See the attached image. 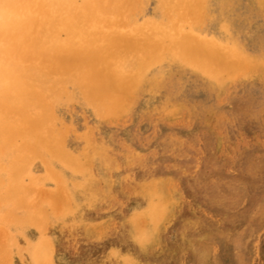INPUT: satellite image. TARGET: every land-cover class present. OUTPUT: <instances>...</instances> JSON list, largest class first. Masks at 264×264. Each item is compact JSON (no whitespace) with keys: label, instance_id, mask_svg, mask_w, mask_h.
Returning a JSON list of instances; mask_svg holds the SVG:
<instances>
[{"label":"rangeland","instance_id":"rangeland-1","mask_svg":"<svg viewBox=\"0 0 264 264\" xmlns=\"http://www.w3.org/2000/svg\"><path fill=\"white\" fill-rule=\"evenodd\" d=\"M193 1L196 0H191V3L190 0L122 1L123 4L125 3L123 9L126 14L124 13V15L112 16L113 18H110L111 20L109 21L111 24L109 26V32H106L107 34L105 33L106 36L98 32V35L104 36V39L100 37L98 40V37L96 38V36H98L97 33H94V42L96 41L95 39H97V44L105 46L103 50L107 52V56L101 49L94 48V52L96 53L97 51L99 56L103 54V58L110 56V58L108 57L109 61L107 63H98L94 60V62H96L94 63V65L96 64L94 66L96 69H93V66L91 67V61L89 62V64H91L90 66L89 64H87L88 66L85 65V63L78 65L80 67L78 71L86 70L85 68L81 69L82 65L89 69L86 70V72L87 74L88 72L91 74L90 76L92 78L90 77V79H92V82L91 80L87 82L86 79L82 78L83 75L81 77L79 72L76 73L75 68L77 65H75L72 70L66 65L67 67H65L68 69L64 70V67H60L62 66L61 64L58 68L60 67L62 70L60 69L58 71L59 74L63 76L59 74L55 76H59V80L57 78L47 79L45 83L47 90L43 92V97H39L43 101L36 115L38 119L35 126L38 125L36 129L33 128L32 130L34 125L27 121L26 131L23 133V136L14 138V141H17L16 146L19 147L15 146V155L12 160H10L13 162L12 169H10L12 179L9 178L8 184L10 189L3 191L2 188L0 190V264H264V78H262V76L264 77V0H228V3L227 0H209V2L208 0H199L198 3H200V6H198L199 4H197V2ZM126 2H128V4ZM182 4L183 6H180ZM205 5L206 8L203 10L202 7H205ZM223 5H225L227 9L225 6V8H222ZM140 6L141 8H139ZM196 6L200 7L199 9L201 10L196 11L198 10ZM229 6L231 7L229 8ZM187 9L192 13L186 11ZM219 10H221L220 13ZM231 10L236 13L233 11L231 12ZM195 11L198 16L196 14L192 15V21L191 14L195 13ZM201 11H204L205 14L203 12V15ZM198 12H201L203 17H199L200 14ZM206 12H208V14ZM187 15H190V17ZM186 16L188 18H186ZM204 16L208 17L206 18ZM235 16L237 19L239 17L241 18L237 21V19L234 18ZM199 18H202V20ZM250 18H252V20ZM227 20L228 23H226ZM122 21L124 24H127L122 25ZM196 21L200 22L198 23ZM248 24L249 26H247ZM197 26H199V28H197ZM236 26L238 28H236ZM245 27L247 29H245ZM195 33L200 34L204 42H195V35H193ZM113 35L117 38H115V36L112 37ZM120 36H122L121 38H131L129 42L125 38L128 45L125 44V41L123 42L124 39L120 41ZM61 37L64 38V34H62ZM106 37L110 39V41L105 39ZM135 38L139 40H134ZM131 40L135 43L134 45ZM250 40L252 42L255 41L253 42L254 44ZM116 41L121 42V45L119 43L120 47H118V49L115 48L118 46V42ZM190 41L195 43V45L198 43L203 44L195 46ZM207 41L208 43H206ZM212 41L221 42L222 47L225 49L219 50L215 48L213 44L210 43ZM113 42L115 47L112 46ZM249 43L252 45L250 46ZM149 44L151 46L148 47ZM126 45L131 48L134 46L135 50L126 48ZM204 45H206V47ZM185 48L186 50H184ZM192 48L196 52H193ZM206 48L210 50L213 48V53L208 55L207 53L210 52ZM189 49L190 51L192 50L190 53L192 54L191 56L194 55V57L190 58V53H185L189 51ZM205 49L206 52H204ZM217 50H219L218 53ZM221 51L223 54L226 51V56L219 53ZM231 51L232 53H230ZM202 52L206 53V57L210 56L213 62L215 58L219 62L220 59H222V62H220L221 64L218 62L220 65L216 64L217 66L215 65V68L214 65H210V67L208 62L202 59V57H205V54ZM97 54L94 55V59H96ZM197 54L201 56L197 57L199 56ZM90 56H92V54ZM192 58H194V60ZM261 58H263V60H261ZM230 60H232V64L230 63L231 66L229 65L230 67H228L227 64ZM242 61H245V64ZM241 62L242 65H240ZM100 64H102V66H100ZM202 64H204V66H200ZM256 64L258 65L255 66ZM235 65L239 66L236 67ZM206 66L207 68H205ZM218 66L221 68L220 71L218 70ZM234 67L237 69H234ZM259 67H262L263 70H261V68L259 69ZM97 68L98 70H102H99L102 74L104 72L103 76H99L101 74L97 72ZM239 68H241V70ZM108 69L109 71H107ZM175 69L178 71L182 70L180 72L181 74H179L178 71L176 73ZM208 70H210V74L214 76H210ZM214 70H217L216 76ZM225 70L229 71V73L233 70L234 76L231 77L232 75L230 76ZM106 72L108 74H106ZM110 73L113 74V77ZM190 73H192V75ZM208 75L210 77H208ZM177 76L178 78L180 76L182 77H180L179 80ZM220 76L221 78H219ZM120 77L121 79H119ZM114 78L117 79V82L112 80ZM258 78L260 80H258ZM61 79L62 81H60ZM105 79H108L107 82L104 81ZM124 79H126V81ZM217 79L219 82H217ZM170 80L172 82H169ZM204 80H206L209 85L206 86ZM208 80L210 83H208ZM220 81L221 84H219ZM86 82L87 85L85 84L84 86ZM108 82H111L110 84L113 83L112 85L114 86L110 87L112 85ZM179 82L182 85H180ZM80 83L82 86H80ZM167 83L171 84L168 85ZM253 84L256 86H253ZM153 85L157 86L154 87ZM79 86L81 88H79ZM125 86L126 89H123ZM139 86L143 88H139ZM149 86H151L152 89ZM60 88L61 90H59ZM95 88L100 92L98 93V91L92 90ZM135 88L138 90H135ZM153 88H158V90ZM236 88L237 91H235ZM115 90L116 93L118 90L121 92L124 90L126 96L124 93L118 92L119 98L112 97L116 95ZM226 90L227 92L225 93ZM89 91L92 93L94 91L95 94ZM104 91L106 94L105 96H103ZM139 91H141V96H139ZM209 91L211 93H209ZM128 92L131 98L130 95L128 96ZM100 93L105 100H102L103 98H98L97 95ZM122 95L124 99L120 97ZM133 95L137 97L135 100L132 98ZM167 95L169 97L172 95L170 97L171 100ZM96 98H98V100ZM113 99H116V102L118 99L121 104L117 102V106ZM136 99L138 101H136ZM122 100H127L128 102L125 101L124 103ZM130 100L137 104L129 102ZM224 102L226 103L225 105ZM92 103L94 105H92ZM218 103L222 107H220ZM111 104H114L113 107ZM122 104L124 106L127 104V106L124 107L125 109ZM119 106L121 108H119ZM170 106L173 107L170 108ZM166 107L168 108L165 109ZM73 108H75V110ZM61 110L64 111V115ZM233 110L236 113L233 112ZM256 110L260 112L259 116L257 115L259 112ZM158 112L160 113V117ZM166 112L168 113L165 114ZM253 112L255 114H253ZM70 113L71 115H69ZM119 113H122V115ZM145 119H149L148 122ZM151 122L152 124L155 123L154 125L157 127L155 128ZM30 123L31 128L30 125H28ZM89 124L92 126L90 125V127ZM57 129H59V131H57ZM93 129L94 131H92ZM27 130H29V132ZM225 131L228 132V134ZM45 132L49 136H47ZM144 133L145 135L143 136ZM88 135H90L89 140L87 138ZM158 137L161 142L157 141ZM38 141L41 142L38 144ZM48 149L50 152H48ZM42 151H44V154ZM94 151L97 152L94 153ZM126 151L128 153H126ZM111 152L115 155H112ZM146 154L147 157L145 156ZM148 154L150 156H148ZM153 154L155 157H152ZM166 155L167 157L165 158ZM110 156H112V160ZM39 157L40 159L42 158L44 162L40 160ZM54 157L58 158L55 159ZM193 157L195 160H193ZM19 158L21 159L17 161ZM113 158H115V161H113ZM180 159L182 161H180ZM133 160L136 161L134 162ZM0 161L2 162L1 159ZM136 162L137 164H135ZM71 163H73L72 166ZM127 163L132 166H129ZM144 164H146V166ZM118 166H121L120 169H117L119 168ZM229 171H231V173H229ZM151 172H153V174ZM151 179L153 180L151 181ZM169 180L171 181L170 184ZM3 182L5 183V180H3ZM148 184L149 186H146ZM162 184L164 186H162ZM59 186L60 190L58 189ZM143 186L147 188L144 189ZM141 188L143 191L139 190ZM166 188H168L167 190L170 189V193L166 191ZM44 190L47 194L45 193L43 195ZM98 192L99 194H97ZM109 193H111V195ZM108 198L109 201L107 200ZM55 199L57 201H54ZM168 201L170 202L168 203ZM119 202L122 203L120 204ZM101 206L102 208H100ZM166 214L168 216H166ZM147 219L148 221H146ZM141 220L142 223L138 224ZM92 224L93 226L97 224L95 226L96 228H94ZM135 224L136 226L134 227ZM100 227L102 229H100ZM66 229L67 232L69 231V234L66 232ZM180 233L183 235H180ZM76 234L79 237H77ZM94 234L99 237H96ZM69 235L72 237H69ZM86 235H88L87 238ZM193 236L197 240H195ZM46 244H48V246ZM107 254L110 256H107Z\"/></svg>","mask_w":264,"mask_h":264},{"label":"bare ground","instance_id":"bare-ground-1","mask_svg":"<svg viewBox=\"0 0 264 264\" xmlns=\"http://www.w3.org/2000/svg\"><path fill=\"white\" fill-rule=\"evenodd\" d=\"M124 2V0H0V159L2 160V162H3V164H2V162L0 161V190L3 188V191H6V190H8V189H10L9 188V178H11L12 179V176H11V172H10V169H12V161H10V160H12V158L14 157V155H15V152H16V150H15V148L16 147H19V146H16V142L17 141H14V138L15 137H18V138H20L19 136H23V133L26 131V123H27V121H29V122H31L34 126L32 127V130H33V128L34 129H36V126L38 125H36L35 126V124H36V122H37V113H38V110H39V108L42 106V99L41 98H39V97H41L42 95H43V92H46V90H47V87H46V85H45V83H46V81H47V79H51V78H59L60 79V77L58 76V77H55V76H57L58 74H59V71L58 70H60L61 68L60 67H64L65 69L64 70H66V69H68V68H66L67 66L72 70V68L74 69V67H75V65H81V63H85V65H87V64H89V62L92 64H89V66L91 65V67L93 66V69L95 68L94 66L96 65H94V63H96V62H98V63H107L108 61H109V59H108V57L110 58V56H108L107 58H103L102 57V55L101 56H99V54H97V51H96V49H95V51H96V53L94 52V48H97V49H101V50H103V49H105V46L104 45H102V44H97V42L96 41H98L99 40V38L101 37V38H103L104 36H106L105 35V33L106 32H109L108 30H109V26H110V21L109 20H111L110 18L112 17V16H121V15H124V13H125V10L123 9V7H125V3L123 4V2ZM136 1V0H135ZM138 1H140V0H138ZM147 1V0H146ZM203 1V0H202ZM205 1V0H204ZM207 1V0H206ZM249 1V0H248ZM254 1V0H253ZM142 2V1H141ZM140 2V3H141ZM193 2H197V4H199L198 6H200V3H198L199 2V0H196V1H193ZM208 2H209V0H208ZM226 2V1H225ZM127 4H128V2H126ZM182 3V2H181ZM190 3H191V0H190ZM204 3V2H203ZM223 3V2H222ZM227 3H228V0H227ZM237 3V2H236ZM236 3H234V4H236ZM240 3V2H239ZM130 4V3H129ZM138 4H139V2H138ZM186 4V3H185ZM196 4V3H195ZM230 4V3H229ZM233 4V3H232ZM246 4V3H245ZM252 4H253V2H252ZM122 5H124V6H122ZM142 5H143V3H142ZM127 6H129V5H127ZM137 6H139V5H137ZM180 6H183V4L182 5H180ZM188 6H190V5H188ZM192 6V5H191ZM225 5H223V7L222 8H225L224 7ZM249 6H251V5H249ZM261 6V5H260ZM193 7V6H192ZM197 7V6H196ZM195 7V8H196ZM231 6H229V8H230ZM232 7H234V6H232ZM239 7V6H238ZM259 7V6H258ZM138 8V7H137ZM139 8H141V6L139 7ZM184 8V7H183ZM182 8V9H183ZM200 7H197L196 9H198V10H196V11H200L201 9H199ZM203 8V10H205V8H206V5H205V7H202ZM207 8H209V7H207ZM252 8H254V7H252ZM169 9V8H168ZM226 9H227V7H226ZM131 10H132V8H131ZM135 10V9H134ZM177 10H178V8H177ZM184 10V9H183ZM189 9H187L186 11H188ZM209 10V9H208ZM196 11H195V13H193V14H191V16L192 15H195L196 14ZM220 11L221 10H219V13H220ZM233 10H231V12H232ZM250 11H251V9H250ZM136 12V11H135ZM184 12V11H183ZM188 12H191V11H188ZM202 12V11H201ZM201 12L199 13L200 14V16L199 17H203L202 15H201ZM204 12V11H203ZM203 12H202V14H203ZM227 12H228V10H227ZM230 12V13H231ZM234 13H236L235 11H233ZM253 12H254V10H253ZM132 13V12H131ZM137 13H139V12H137ZM177 13H178V11H177ZM185 13V12H184ZM192 13V12H191ZM207 14H208V12H206ZM217 13V12H216ZM249 13H251V12H249ZM255 13V12H254ZM126 14V13H125ZM133 14V13H132ZM152 14V13H151ZM155 14H156V12H155ZM159 14V13H158ZM204 14H205V12H204ZM203 14V15H204ZM206 14V15H207ZM227 14V13H226ZM127 15H129V14H127ZM135 15V14H134ZM153 15V14H152ZM171 15V14H170ZM178 15H180V14H178ZM197 16H198V14H196ZM216 15V14H215ZM237 15H238V12H237ZM246 15V14H245ZM139 16V15H138ZM150 16V15H149ZM156 16V15H155ZM165 16V15H164ZM168 16V15H167ZM187 16H189L190 17V15H187ZM186 16V18H188ZM210 16V15H209ZM219 16V15H218ZM234 16V15H233ZM261 16V15H260ZM183 17V16H182ZM204 17H206V16H204ZM208 17V16H207ZM206 17V18H207ZM215 17V16H214ZM246 17V16H245ZM244 17V18H245ZM262 17V16H261ZM113 18V17H112ZM115 18V17H114ZM117 18V17H116ZM180 18V17H179ZM178 18V19H179ZM185 18V17H184ZM184 18H182V19H184ZM192 18V21H193V16L191 17ZM210 18V17H209ZM232 18V17H231ZM230 18V19H231ZM234 18H236V16L234 17ZM239 18H241V17H239ZM238 18V19H239ZM131 19H133V18H131ZM200 20H202V18H199ZM205 19V18H204ZM203 19V20H204ZM237 19V18H236ZM238 19H237V21H238ZM245 19H247V18H245ZM251 20H252V18H250ZM115 20V19H114ZM119 20H121V19H119ZM118 20V21H119ZM184 20H186V19H184ZM195 20H196V18H195ZM171 21V20H170ZM235 21V20H234ZM125 22V21H124ZM186 22V21H185ZM190 22V21H189ZM195 22V21H194ZM193 22V23H194ZM196 22H198V21H196ZM200 22V21H199ZM198 22V23H199ZM202 22H204V21H202ZM216 22V21H215ZM214 22V23H215ZM230 22H231V20H230ZM242 22V21H241ZM240 22V23H241ZM256 22V21H255ZM122 23H123V21H122ZM187 23H188V21H187ZM226 23H228V20H227V22ZM237 23V22H236ZM247 23H248V21H247ZM257 23V22H256ZM261 23V22H260ZM259 23V24H260ZM112 24H113V22H112ZM125 24H127V23H125ZM124 23L122 24V25H125ZM165 24V23H164ZM204 24V23H203ZM235 24V23H234ZM239 24V23H238ZM243 24V23H242ZM242 24H241V27H242ZM172 25V24H171ZM178 25V24H177ZM201 25V24H200ZM173 26H174V24H173ZM194 26V25H193ZM233 26V25H232ZM238 26H240V25H238ZM247 26H249V24L247 25ZM255 26V25H254ZM251 27V26H250ZM263 27V26H262ZM112 28V27H111ZM121 28V27H120ZM176 28V27H175ZM197 28H199V26H197ZM220 28V27H219ZM235 28V27H234ZM236 28H238L237 26H236ZM114 29V28H113ZM193 29V28H192ZM245 29H247L246 27H245ZM256 29V28H255ZM258 29H259V27H258ZM257 29V30H258ZM112 30V29H111ZM110 30V31H111ZM132 30H133V28H132ZM195 30V29H194ZM207 30V29H206ZM218 30H220V29H218ZM235 30H237V29H235ZM252 30V29H251ZM115 31V30H114ZM256 31V30H255ZM254 31V32H255ZM98 32H100V33H102L104 36L102 37V35H98ZM128 32V31H127ZM181 32V31H180ZM249 32V31H248ZM258 32V31H257ZM260 32V31H259ZM94 33H97V35L98 36H96V38L98 37V40L97 39H95L96 41V43L94 42ZM111 33H113V32H111ZM163 33H165V32H163ZM262 33V32H261ZM264 33V32H263ZM62 34H64V38H62L61 37V35ZM107 34V33H106ZM169 34V33H168ZM110 35H112V34H110ZM109 35V36H110ZM118 35V34H117ZM125 35V34H124ZM193 35H195L194 37H195V42L196 41H199V42H204V39H203V37L200 35V34H198V33H195V34H193ZM115 35H113L112 37H114ZM123 36V35H122ZM122 36H120L119 38L121 39H119L120 41H122V39H124L123 40V42L125 41V38H121ZM126 36V35H125ZM128 36V35H127ZM187 36V35H186ZM193 37V36H192ZM193 37V38H194ZM260 37V36H259ZM262 37V36H261ZM115 38H117L116 36H115ZM114 38V39H115ZM180 38H181V36H180ZM189 38V37H188ZM191 38V37H190ZM104 39V38H103ZM105 39H107V40H109L110 41V39H108L107 37L105 38ZM127 39V41L129 42V40L131 39H129V38H126ZM229 39V38H228ZM262 39V38H261ZM117 40V39H116ZM134 40H139V39H137V38H135ZM192 40V39H191ZM193 40V41H194ZM231 40V39H230ZM247 40V39H246ZM258 40V39H257ZM105 41V40H104ZM103 41V42H104ZM109 41H107V42H109ZM127 41H125V44H127L128 45V42ZM132 41V40H131ZM251 41V40H250ZM116 42H118V41H116ZM122 42V43H123ZM133 42V41H132ZM132 42H130V43H132ZM176 42V41H175ZM189 42V41H188ZM191 42V41H190ZM252 42V41H251ZM253 42H255V41H253ZM252 42V43H253ZM119 43H120V45H121V42H118V46H116L115 47V44H114V42H113V44H112V46H114L116 49H118V47H120V45H119ZM191 43H193V42H191ZM206 43H208V41L206 42ZM210 43H212L213 44V46L215 47V48H217V49H219V50H223V49H225L224 47H222V43L221 42H219V41H212V42H210ZM259 43V42H258ZM94 44H96V45H94ZM104 44H105V42H104ZM107 44V43H106ZM133 45L135 44L134 42L132 43ZM139 44V43H138ZM184 44H185V42H184ZM194 45H195V43H193ZM199 44V43H198ZM198 44L197 45H195V46H198ZM203 44V43H202ZM201 43L199 44V45H202ZM205 44V43H204ZM244 44V43H243ZM246 44V43H245ZM244 44V45H245ZM250 44V43H249ZM254 44V43H253ZM126 45V46H127ZM142 45V44H141ZM180 45H183V44H180ZM179 45V46H180ZM247 45V44H246ZM252 44H250V46H251ZM256 45V44H255ZM110 46V45H109ZM108 46V47H109ZM112 46H111V48H112ZM147 46V45H146ZM149 46H151L150 44L148 45V47ZM153 46V45H152ZM205 47H206V45H204ZM106 47H107V45H106ZM122 47H123V45H122ZM189 47H190V49H191V46L189 45ZM247 47V46H246ZM262 47V46H261ZM261 47H259V48H261ZM111 48H110V50H111ZM126 48H129V49H134L135 47L133 46V48H131V47H126ZM137 48H138V45H137ZM180 48V47H179ZM184 48V47H183ZM182 48V49H183ZM201 48H203V47H201ZM237 48V47H236ZM248 48V47H247ZM258 48V47H257ZM107 49V48H106ZM140 49V48H139ZM188 49V48H187ZM190 49H189V51H187V52H185V51H183V52H185V53H190L191 51H190ZM193 49V48H192ZM210 53H207L208 55L209 54H212L213 52H212V49L210 50V49H208V48H206ZM206 49H205V51L204 52H206ZM231 49V48H230ZM101 50H100V53H101ZM135 50V49H134ZM142 50V49H141ZM156 50V49H155ZM184 50H186V48L184 49ZM200 50V49H199ZM219 50H217V53H218V51ZM229 50V49H228ZM99 51V50H98ZM104 51V50H103ZM107 51V50H106ZM109 51V50H108ZM180 51H182V50H180ZM105 52V51H104ZM104 52H102V53H104ZM111 52H112V50H111ZM110 52V53H111ZM116 52V51H115ZM128 52V51H127ZM182 52V53H183ZM193 52H196V51H194V49H193ZM201 52V51H200ZM199 52V53H200ZM204 52H202L203 54H205V57L203 58L202 57V59L204 60L205 59V61H207L208 62V64H209V66L210 65H214V68H215V65L216 64H218V65H220L221 63L220 62H222V59H220V62L219 61H217L216 60V58H215V61L213 62V59H211V57L209 56H207L206 57V53H204ZM239 52V51H238ZM257 52H258V50H257ZM261 52H263V51H261ZM106 53V56H107V52H105ZM128 53H130V52H128ZM142 53V52H141ZM181 53V54H182ZM219 53H222V51L221 52H219ZM225 53L227 54V52L225 51ZM225 53L223 54L222 53V55H225ZM230 53H232V51L230 52ZM247 53V52H246ZM259 53V52H258ZM92 54V56H90ZM95 54H97V57H96V59H94V55ZM143 54V53H142ZM155 54V53H154ZM180 54V55H181ZM260 54V53H259ZM108 55H111V54H108ZM184 55H186V54H184ZM192 54L190 53L189 54V56H190V58L191 57H194V55L193 56H191ZM197 55H199V54H197ZM196 55V56H197ZM229 55V54H228ZM227 55V56H228ZM249 55V54H248ZM201 55H199V56H197V57H200ZM204 56V55H203ZM226 56V55H225ZM133 57V56H132ZM185 57H187V56H185ZM185 57H183L184 59H186ZM218 57V56H217ZM179 58V57H178ZM221 58V57H220ZM237 58V57H236ZM255 58V57H254ZM180 59V58H179ZM193 60H194V58H192ZM230 59V58H229ZM94 60L96 61V62H94ZM112 60V59H111ZM114 60V59H113ZM198 60V59H197ZM226 60V59H225ZM237 60H238V58H237ZM244 60V59H243ZM254 60V59H253ZM261 60H263V58H261ZM261 60H260V62H261ZM195 61H196V59H195ZM198 61H200V60H198ZM202 61V60H201ZM231 61V62H230ZM229 62H228V64H227V66L228 67H230L231 65H230V63L232 64V60H230ZM234 61V60H233ZM239 61V60H238ZM237 61V62H238ZM246 61V60H245ZM245 61H242V62H244V64H245ZM251 61V60H250ZM256 61V60H255ZM259 61V60H258ZM125 62V61H124ZM217 62V63H216ZM220 64H219V63ZM240 62V61H239ZM238 62V63H239ZM242 62L240 63V65H242ZM248 63V62H247ZM251 63V62H250ZM259 63V62H258ZM62 64V66H60L59 68H58V66L59 65H61ZM130 64V63H129ZM129 64H128V66H129ZM236 64V63H235ZM251 64H253V63H251ZM67 65V66H66ZM99 65V64H98ZM97 65V66H98ZM106 65V64H105ZM109 65H110V63H109ZM108 65V66H109ZM136 65V64H135ZM206 65H207V63H206ZM230 65V66H229ZM237 65V64H236ZM235 65V66H236ZM247 65V64H246ZM258 64H256L255 66H257ZM66 66V67H65ZM76 66V73L77 72H79V75L82 77V75H83V77L82 78H84V79H86L87 80V82H88V80H91V82H92V79H90V75L91 74H89V72H88V74H87V72H86V70H89V69H87L84 65H82L81 66V69L83 68H85L86 70H80V71H78L79 70V66L77 67ZM88 66V65H87ZM100 66H102V64H100ZM191 66H193V65H191ZM190 66V67H191ZM200 66H204V64H202V65H200ZM217 66V65H216ZM226 66V67H227ZM239 66V65H238ZM238 66H236V67H238ZM245 66V65H244ZM251 66H253V65H251ZM104 67V66H103ZM211 67V66H210ZM223 67H225V66H223ZM233 67V66H232ZM241 67V66H240ZM249 67V66H248ZM78 68V69H77ZM106 68H107V65H106ZM205 68H207V66L205 67ZM204 68V69H205ZM209 68V67H208ZM213 68V69H214ZM261 68V70H263V68L262 67H259V69ZM96 69V68H95ZM111 69V68H110ZM220 67L218 66V70L220 71ZM228 69V68H227ZM230 69V68H229ZM234 69H237V68H235L234 67ZM240 70H241V68H239ZM238 69V71L240 72V70ZM252 69V68H251ZM257 69V68H256ZM62 70V69H61ZM92 70V69H91ZM97 70H98V68H97ZM96 70V71H97ZM100 70V69H99ZM99 70L97 71L99 74H101V75H99V76H103V74H104V72H103V74H102V72H99ZM106 70V69H105ZM176 70V69H175ZM197 70V69H196ZM245 70V69H244ZM255 70V69H254ZM261 70H259V71H261ZM83 71H84V73H83ZM94 71V70H93ZM100 71H102V70H100ZM104 71V70H103ZM107 71H109V69L107 70ZM113 71V70H112ZM112 71H110V72H112ZM115 71V70H114ZM177 71L178 70H176V73H177ZM182 70H180V71H178V73L179 74H181L180 72H181ZM209 71V75L210 76H214V75H211L210 74V70H208ZM207 71V72H208ZM211 71H212V69H211ZM216 71L217 70H214V72H215V76H216ZM218 71V72H219ZM226 71V70H225ZM224 71V72H225ZM237 71V72H238ZM246 71V70H245ZM69 72H71V71H69ZM68 72V73H69ZM97 72H96V74H97ZM184 72V71H183ZM199 72V71H198ZM226 72H228V74L231 76V77H233L234 75V73H233V70H232V74L231 73H229V71H226ZM115 73V72H114ZM196 73V72H195ZM212 73V72H211ZM222 73V72H221ZM252 73V72H251ZM257 73H258V71H257ZM67 74V73H66ZM106 74H108L107 72H106ZM111 74V73H110ZM118 74V73H117ZM191 75H192V73H190ZM197 74V73H196ZM212 74H214V73H212ZM225 74V73H224ZM228 74H226V75H228ZM255 74V73H254ZM60 75V74H59ZM74 75H76V74H74ZM89 75V76H88ZM93 75V74H92ZM112 75V77H113V74H111ZM171 75V74H170ZM199 75V74H198ZM208 75V77H210ZM219 75V74H218ZM217 75V76H218ZM228 75V76H229ZM236 75V74H235ZM247 75V74H246ZM260 75V74H259ZM258 75V76H259ZM60 76H63V75H60ZM95 76V75H94ZM204 76V75H203ZM248 76V75H247ZM254 76V75H253ZM256 76V75H255ZM80 77V78H81ZM123 77V76H122ZM135 77V76H134ZM180 77H182V76H180ZM179 77V78H180ZM207 77V78H208ZM257 77V76H256ZM261 77V76H260ZM92 78V77H91ZM109 78H111V77H109ZM116 78V77H115ZM112 79V80H114V81H116L117 79ZM128 78H129V76H128ZM169 78H171V77H169ZM177 78H178V76H177ZM178 78V79H179ZM188 78V77H187ZM202 78V77H201ZM204 78V77H203ZM207 78H205V79H207ZM212 78V77H211ZM219 78H221V76L219 77ZM230 78V77H229ZM244 78V77H243ZM253 78V77H252ZM262 78H264L263 76H262ZM261 78V79H262ZM56 79V80H57ZM58 79V80H59ZM98 79V78H97ZM119 79H121V77L119 78ZM192 79V78H191ZM194 79H197V78H194ZM209 79V78H208ZM231 79H233V78H231ZM241 79V78H240ZM100 80V79H99ZM101 80H103V79H101ZM108 80V79H107ZM107 80L105 79L104 81H106L107 82ZM125 81H126V79H124ZM123 80V81H124ZM155 80V79H154ZM177 80V79H176ZM180 80V79H179ZM201 80V79H200ZM211 80H213V79H211ZM222 80H223V78H222ZM239 80V79H238ZM258 80H260L259 78H258ZM60 81H62V79L60 80ZM97 81V80H96ZM113 81V83L115 84V82ZM124 81V82H125ZM185 81V80H184ZM191 81V80H190ZM194 81V80H193ZM192 81V82H193ZM205 82H206V80H204ZM203 81V82H204ZM209 81V80H208ZM237 81V80H236ZM64 82V81H63ZM87 82L86 83H84V86H85V84L87 85ZM90 82V81H89ZM90 82V83H91ZM99 82V81H98ZM117 82V81H116ZM119 82V81H118ZM167 82V81H166ZM169 82H172L171 80L169 81ZM186 82V81H185ZM184 82V83H185ZM212 82V81H211ZM217 82H219V80L217 79ZM241 82H242V80H241ZM255 82V81H254ZM257 82V81H256ZM105 83V82H104ZM109 83V82H108ZM111 83V82H110ZM109 83V84H110ZM112 83V84H113ZM120 83V82H119ZM118 83V84H119ZM122 83V82H121ZM129 83H130V81H129ZM154 83V82H153ZM202 83V82H201ZM208 83H210V81L208 82ZM223 83V82H222ZM224 83H226V82H224ZM253 83V82H252ZM92 84H94V83H92ZM102 84H103V81H102ZM102 84H101V87H102ZM108 84V85H109ZM112 84H110V85H112ZM127 84V83H126ZM140 84V83H139ZM168 84V83H167ZM169 84H171V83H169ZM168 84V85H169ZM179 84H180V82H179ZM199 84H200V82H199ZM203 84H205V83H203ZM219 84H221V81H220V83ZM91 85V84H90ZM106 85H107V83H106ZM124 85V84H123ZM180 85H182V84H180ZM207 85H209V84H207V82H206V86ZM232 85V84H231ZM237 85V84H236ZM255 84H253V86H254ZM80 86H82L81 85V83H80ZM79 86V88H81ZM92 86V85H91ZM90 86V87H91ZM94 86H96V85H94ZM93 86V87H94ZM100 86V85H99ZM105 86V85H104ZM114 85H112V86H110V87H113ZM120 86V85H119ZM152 86V85H151ZM151 86H149L150 88H151ZM154 87H156L155 85H153ZM201 86V85H200ZM205 86V87H206ZM210 86H211V84H210ZM225 86H226V84H225ZM243 86V85H242ZM249 86H250V84H249ZM252 86V85H251ZM256 86V85H255ZM88 87V86H87ZM116 87V86H115ZM114 87V88H115ZM172 87V86H171ZM198 87V86H197ZM215 87H216V84H215ZM214 87V88H215ZM240 87V86H239ZM246 87V86H245ZM50 88V87H49ZM59 88V87H58ZM72 88H73V86H72ZM77 88V87H76ZM75 88V89H76ZM85 88V87H84ZM103 88V87H102ZM118 88V87H117ZM122 88V87H121ZM139 88H143V87H140L139 86ZM212 88V87H211ZM222 88V87H221ZM234 88V87H233ZM249 88V87H248ZM247 88V89H248ZM63 89V88H62ZM101 89V88H100ZM105 89V88H104ZM119 89V88H118ZM123 89H126V86L123 88ZM152 89V88H151ZM150 89V90H151ZM153 89H156V88H153ZM204 89V88H203ZM207 89V88H206ZM243 89V88H242ZM241 89V90H242ZM59 90H61V88L59 89ZM92 90H96V91H98V93L100 92L99 90H97L96 88L95 89H92ZM91 90V91H92ZM103 90V89H102ZM111 90V89H110ZM117 90V89H116ZM116 90H115V93H116ZM135 90H138V89H136L135 88ZM139 90H141V89H139ZM156 90H158V88L156 89ZM170 90V89H169ZM189 90V89H188ZM212 90V89H211ZM210 90V91H211ZM214 90V89H213ZM219 90V89H218ZM217 90V91H218ZM233 90V89H232ZM249 90V89H248ZM248 90H247V92H248ZM112 91V90H111ZM128 91H130V90H128ZM161 91V90H160ZM194 91V90H193ZM207 91V90H206ZM209 91V93H211ZM235 91H237V88H236V90ZM264 91V90H263ZM80 92V91H79ZM90 92V91H89ZM118 92H120V93H126V92H124V90L121 92L120 90H118ZM117 92V93H118ZM132 92V91H131ZM140 92L141 91H139V96H141L140 95ZM167 92V91H166ZM165 92V93H166ZM227 92V90L225 91V93ZM228 92H229V90H228ZM77 93V92H76ZM83 93V92H82ZM90 93H92V92H90ZM106 93H107V91H106ZM114 93V94H115ZM117 93H116V95H117ZM129 93V92H128ZM136 93V92H135ZM159 93V92H158ZM164 93V92H163ZM208 93V94H209ZM216 93H218V92H216ZM215 93V94H216ZM224 93V92H223ZM250 93V92H249ZM92 94H95V92L93 91V93ZM137 94V93H136ZM135 94V95H136ZM168 94H169V92H168ZM172 94H174V93H172ZM184 94V93H183ZM213 94H214V92H213ZM237 94V93H236ZM242 94H243V92H242ZM242 94H241V97H242ZM83 95V94H82ZM106 94H105V91H104V93H103V96H105ZM108 95V94H107ZM112 96V97H116V98H119V93H118V95L117 96ZM130 95V93L128 94V96ZM156 95V94H155ZM176 95V94H175ZM254 95V94H253ZM88 96H90V95H88ZM87 96V97H88ZM93 96V95H92ZM98 96V98H103V96L101 95V93L100 94H98L97 95ZM101 96V97H100ZM125 96H126V94H125ZM124 96V97H125ZM127 96V97H128ZM163 96V95H162ZM168 96V95H167ZM172 96V95H171ZM170 96V97H171ZM216 96V95H215ZM229 96H230V94H229ZM238 96H239V94H238ZM262 96V95H261ZM43 97V96H42ZM86 97V98H87ZM94 97V96H93ZM96 97V96H95ZM110 97V96H109ZM120 97H122L123 98V95L122 96H120ZM165 97V96H164ZM169 97V96H168ZM169 97V98H170ZM175 97V96H174ZM173 97V98H174ZM223 97V96H222ZM234 97V96H233ZM6 100H5V99ZM98 98H96L97 100H98ZM121 98V99H122ZM130 98H131V95H130ZM129 98V99H130ZM134 100H135V98H137V97H135L134 95H133V97H132ZM139 98V97H138ZM156 98V97H155ZM169 98H168V100H169ZM208 98H209V95H208ZM216 98V97H215ZM214 98V99H215ZM89 99V98H88ZM94 99V98H93ZM124 99V98H123ZM126 99V98H125ZM185 99V98H184ZM187 99V98H186ZM226 99V98H225ZM255 99H256V97H255ZM254 99V100H255ZM45 100V99H44ZM96 100V101H97ZM99 100H101V99H99ZM102 100H105V98H103ZM116 100V99H115ZM114 99H113V101H115ZM120 100V99H119ZM133 100V101H134ZM150 100V99H149ZM170 100H171V98H170ZM169 100V101H170ZM174 100H175V98H174ZM194 100V99H193ZM197 100H199V99H197ZM206 100V99H205ZM220 100V99H219ZM230 100V99H229ZM229 100H226V101H229ZM233 100V99H232ZM92 101V100H91ZM123 101V100H122ZM125 101H127V100H125ZM125 101H123L124 103H125ZM132 100H130L129 102H131ZM136 101H138L137 99H136ZM156 101V100H155ZM168 101V102H169ZM235 101V100H234ZM104 102V101H103ZM106 102V101H105ZM117 102H119L118 101V99H117ZM116 101H115V104L117 103ZM128 102V101H127ZM181 102H183V101H181ZM188 102V101H187ZM200 102V101H199ZM216 102V101H215ZM219 102V101H218ZM236 102V101H235ZM239 102V101H238ZM245 102H246V100H245ZM94 103V102H93ZM92 103V105H94ZM107 103H109V102H107ZM131 103H136V102H131ZM170 103V102H169ZM179 103V102H178ZM184 103V102H183ZM203 103V102H202ZM257 103V102H256ZM97 104V103H96ZM118 104V103H117ZM116 104V105H117ZM119 104H121L120 102H119ZM128 104V103H127ZM127 104H125V106H127ZM137 104V103H136ZM168 104V103H167ZM177 104V103H176ZM185 104V103H184ZM189 104H191V103H189ZM193 104V103H192ZM226 103L224 102V105H225ZM105 105H106V103H105ZM112 105V104H111ZM110 105V106H111ZM114 105V104H113ZM113 105H112V107H113ZM115 105V106H116ZM123 105V104H122ZM218 105H219V103H218ZM231 105H233V104H231ZM108 106V105H107ZM118 106V105H117ZM116 106V107H117ZM124 105H123V108L125 107ZM133 106V105H132ZM167 106V105H166ZM179 106V105H178ZM178 106H177V108H178ZM210 106V105H209ZM212 106V105H211ZM215 106H217V105H215ZM220 106V105H219ZM230 106V105H229ZM263 106H264V104H263ZM111 107V108H112ZM171 107H173V106H170V108ZM220 107H222V106H220ZM228 107V106H227ZM68 108V107H67ZM72 108V107H71ZM119 108H121L120 106H119ZM131 108V107H130ZM130 108H129V110H130ZM159 108V107H158ZM168 107H166L165 109H167ZM196 108V107H195ZM257 108H261V107H257ZM42 109H43V107H42ZM74 110H75V108H73ZM116 109V108H115ZM125 109V108H124ZM132 109V108H131ZM135 109V108H134ZM133 109V110H134ZM179 109V108H178ZM200 109V108H199ZM204 109V108H203ZM208 109V108H207ZM214 109V108H213ZM220 109V108H219ZM227 109V108H226ZM69 110V109H68ZM67 110V111H68ZM118 110V109H117ZM120 110V109H119ZM149 110V109H148ZM147 110V111H148ZM155 110V109H154ZM184 110V109H183ZM188 110H190V109H188ZM205 110V109H204ZM231 110V109H230ZM235 110V109H234ZM233 110V112H235ZM62 111V110H61ZM121 111V110H120ZM166 111H168V110H166ZM172 111V110H171ZM178 111V110H177ZM187 111V110H186ZM224 111H226V110H224ZM228 111V110H227ZM256 111H258V110H256ZM63 112L64 111H62V114H63ZM69 112V111H68ZM77 112V111H76ZM80 112V111H79ZM116 112V111H115ZM118 112V111H117ZM160 112H162V111H160ZM194 112H196V111H194ZM201 112H203V111H201ZM219 112V111H218ZM232 112V113H233ZM259 112V111H258ZM67 113V112H66ZM75 113V112H74ZM78 113V112H77ZM97 113V112H96ZM146 113V112H145ZM163 113V112H162ZM161 113V114H162ZM168 112H166L165 114H167ZM173 113V112H172ZM200 113V112H199ZM236 113V112H235ZM65 114V113H64ZM63 114V115H64ZM76 114V113H75ZM83 114V113H82ZM114 114V113H113ZM119 114H121L122 115V113H119ZM130 114V113H129ZM140 114V113H139ZM165 114H163V115H165ZM253 114H255L254 112H253ZM69 115H71V113L69 114ZM78 115V114H77ZM85 115V114H84ZM98 115H99V113H98ZM124 115V114H123ZM125 115H127V114H125ZM130 115H132V114H130ZM150 115H152V114H150ZM155 115V114H154ZM158 115H159V117H160V113L158 112ZM227 115V114H226ZM249 115V114H248ZM258 116L260 115V112L257 114ZM45 116V115H44ZM83 116V115H82ZM109 116V115H108ZM120 116V115H119ZM129 116V115H128ZM133 116V115H132ZM153 116V115H152ZM166 116V115H165ZM179 116V115H178ZM258 116H256V117H258ZM264 116V115H263ZM76 117V116H75ZM143 117V116H142ZM141 117V118H142ZM153 117H155V116H153ZM157 117V116H156ZM163 117V116H162ZM201 117V116H200ZM230 117V116H229ZM253 117H255V116H253ZM83 118V117H82ZM118 118V117H117ZM120 118V117H119ZM172 118V117H171ZM174 118V117H173ZM193 118V117H192ZM198 118V117H197ZM202 118V117H201ZM42 119V118H41ZM47 119V118H46ZM68 119V118H67ZM127 119V118H126ZM131 119V118H130ZM199 119V118H198ZM230 119V118H229ZM234 119V118H233ZM236 119V118H235ZM86 120V119H85ZM145 120H147V119H145ZM149 120V119H148ZM148 120H147V122H148ZM187 120V119H186ZM197 120V119H196ZM209 120H210V118H209ZM76 121V120H75ZM81 121V120H80ZM83 121V120H82ZM102 121V120H101ZM108 121H109V119H108ZM195 121V120H194ZM260 121V120H259ZM28 122V123H29ZM70 122V121H69ZM103 122V121H102ZM116 122H117V120H116ZM143 122V121H142ZM155 122V121H154ZM185 122V121H184ZM219 122H221V121H219ZM256 122V121H255ZM31 123L30 124H28V125H30V128H31ZM64 123V122H63ZM77 123V122H76ZM83 123H84V121H83ZM107 123V122H106ZM123 123H124V121H123ZM194 123V122H193ZM196 123V122H195ZM238 123V122H237ZM258 123V122H257ZM81 124H82V122H81ZM118 124H120V123H118ZM128 124H129V122H128ZM140 124V123H139ZM151 124H152V122H151ZM155 124V123H154ZM154 124H152V125H154ZM220 124V123H219ZM91 124H89V126H90ZM102 125V124H101ZM124 125V124H123ZM126 125V124H125ZM138 125V124H137ZM239 125V124H238ZM41 126V125H40ZM86 126V125H85ZM88 126V127H89ZM92 126V125H91ZM90 126V127H91ZM119 126V125H118ZM121 126H122V124H121ZM127 126V125H126ZM155 126V125H154ZM194 126V125H193ZM222 126V125H221ZM234 126V125H233ZM249 126V125H248ZM258 126V125H257ZM75 127H76V125H75ZM87 127V128H88ZM157 126H155V128H156ZM170 127V126H169ZM175 127V126H174ZM223 127V126H222ZM229 127V126H228ZM241 127V126H240ZM243 127V126H242ZM262 127V126H261ZM84 128V127H83ZM86 128V127H85ZM94 128V127H93ZM122 128V127H121ZM139 128V127H138ZM154 128V127H153ZM159 128V127H158ZM227 128V127H226ZM234 128V127H233ZM89 129V128H88ZM29 130H31V129H29ZM29 130H27L28 132H29ZM51 130V129H50ZM82 130V129H81ZM99 130H102V129H99ZM155 130V129H154ZM166 130V129H165ZM168 130V129H167ZM198 130V129H197ZM243 130V129H242ZM57 131H59V129H57ZM92 131H94V129L92 130ZM118 131V130H117ZM122 131V130H121ZM180 131V130H179ZM182 131V130H181ZM253 131H255V130H253ZM91 132V131H90ZM116 132V131H115ZM155 132V131H154ZM159 132V131H158ZM171 132V131H170ZM189 132V131H188ZM226 132V131H225ZM30 133H31V131H30ZM46 133V132H45ZM94 133V132H93ZM114 133V132H113ZM129 133V132H128ZM165 133V132H164ZM167 133H169V132H167ZM174 133V132H173ZM196 133V132H195ZM227 134H228V132H226ZM89 134V133H88ZM90 134H92V133H90ZM134 134V133H133ZM148 134V133H147ZM161 134V133H160ZM234 134V133H233ZM264 134V133H263ZM46 135H47V133H46ZM145 135V133L143 134V136ZM169 135V134H168ZM168 135H167V137H168ZM173 135H175V134H173ZM199 135H202V134H199ZM47 136H49V135H47ZM86 136V135H85ZM89 136L90 135H88V140H89ZM97 136H98V134H97ZM113 136V135H112ZM125 136V135H124ZM123 136V137H124ZM142 136V137H143ZM156 136V135H155ZM161 136V135H160ZM186 136V135H185ZM203 136V135H202ZM237 136V135H236ZM261 136V135H260ZM107 137V136H106ZM118 137V136H117ZM132 137V136H131ZM177 137V136H176ZM193 137V136H192ZM230 137V136H229ZM22 138H24V137H22ZM34 138V137H33ZM156 138V137H155ZM161 138V137H160ZM179 138V137H178ZM185 138V137H184ZM206 138V137H205ZM235 138V137H234ZM245 138V137H244ZM262 138V137H261ZM36 139V138H35ZM34 139V140H35ZM37 139H39V138H37ZM48 139V138H47ZM71 139H73V138H71ZM84 139V138H83ZM111 139V138H110ZM191 139V138H190ZM250 139H251V137H250ZM94 140V139H93ZM113 140H114V138H113ZM143 140V139H142ZM156 140V139H155ZM165 140V139H164ZM174 140V139H173ZM181 140V139H180ZM229 140H231V139H229ZM25 141H27V140H25ZM60 141H62V140H60ZM71 141V140H70ZM130 141H131V139H130ZM139 141V140H138ZM157 141H160L161 142V140H159V137H158V140ZM212 141V140H211ZM37 142V141H36ZM39 142H41V141H38V144H39ZM94 142V141H93ZM118 142V141H117ZM140 142V141H139ZM178 142V141H177ZM204 142V141H203ZM221 142V141H220ZM27 143V142H26ZM114 143V142H113ZM123 143H125V142H123ZM142 143V142H141ZM145 143H146V141H145ZM150 143V142H149ZM148 143V144H149ZM25 144V143H24ZM30 144H32V143H30ZM41 144V143H40ZM50 144V143H49ZM80 144H82V143H80ZM143 144H144V141H143ZM142 144V145H143ZM151 144V143H150ZM162 144V143H161ZM166 144V143H165ZM171 144V143H170ZM72 145V144H71ZM123 145V144H122ZM125 145V144H124ZM167 145V144H166ZM212 145H213V143H212ZM249 145V144H248ZM251 145V144H250ZM16 146V147H15ZM39 146V145H38ZM118 146H120V145H118ZM127 146V145H126ZM146 146V145H145ZM157 146V145H156ZM87 147V146H86ZM113 147V146H112ZM144 147V146H143ZM159 147V146H158ZM202 147H204V146H202ZM37 148V147H36ZM53 148V147H52ZM145 148V147H144ZM176 148V147H175ZM254 148V147H253ZM32 149V148H31ZM86 149V148H85ZM135 149V148H134ZM138 149V148H137ZM191 149V148H190ZM49 150V149H48ZM76 150V149H75ZM115 150V149H114ZM116 150H118V149H116ZM131 150H133V149H131ZM142 150V149H141ZM153 150V149H152ZM123 151V150H122ZM121 151V152H122ZM128 151H129V149H128ZM145 151V150H144ZM149 151V150H148ZM186 151H187V149H186ZM251 151V150H250ZM263 151V150H262ZM39 152V151H38ZM43 152V154H44V151H42ZM48 152H50V150L48 151ZM60 152V151H59ZM88 152V151H87ZM95 152H97V151H94V153ZM107 152V151H106ZM105 152V153H106ZM118 152V151H117ZM142 152V151H141ZM147 152V151H146ZM145 152V153H146ZM183 152V151H182ZM195 152V151H194ZM246 152H247V150H246ZM245 152V153H246ZM264 152V151H263ZM19 153V152H18ZM61 153V152H60ZM114 153V152H113ZM126 153H128L127 151H126ZM131 153V152H130ZM150 153H151V151H150ZM161 153V152H160ZM250 153V152H249ZM41 154V153H40ZM49 154V153H48ZM52 154V153H51ZM111 154H112V152H111ZM118 154V153H117ZM159 154V153H158ZM191 154V153H190ZM112 155H115V154H112ZM119 155V154H118ZM123 155V154H122ZM121 155V156H122ZM128 155H130V154H128ZM133 155V154H132ZM132 155H131V157H132ZM154 155V154H153ZM152 155V157H155V155L153 156ZM180 155V154H179ZM51 156V155H50ZM52 156H53V154H52ZM95 156V155H94ZM146 157H147V154L145 155ZM148 156H150L149 154H148ZM246 156V155H245ZM244 156V157H245ZM37 157V156H36ZM127 157V156H126ZM125 157V158H126ZM167 157V155L165 156V158ZM189 157V156H188ZM263 157V156H262ZM11 158V159H10ZM55 158V157H54ZM53 158V159H54ZM58 157H56L55 159H57ZM60 158V157H59ZM88 158V157H87ZM112 158V156H110V159ZM118 158V157H117ZM130 158V157H129ZM135 158V157H134ZM164 158V157H163ZM169 158H170V156H169ZM177 158V157H176ZM185 158V157H184ZM183 158V159H184ZM187 158V157H186ZM191 158V157H190ZM207 158V157H206ZM21 158H19L17 161H19ZM39 159H40V157H39ZM62 159H63V157H62ZM61 159V160H62ZM77 159V158H76ZM81 159V158H80ZM114 160L113 161H115V158H113ZM155 159V158H154ZM161 159V158H160ZM168 159V158H167ZM40 160H42V158L40 159ZM64 160V159H63ZM112 160V159H111ZM121 160H122V158H121ZM120 160V161H121ZM132 160V159H131ZM140 160V159H139ZM145 160V159H144ZM143 160V161H144ZM177 160V159H176ZM190 160V159H189ZM193 160H195L194 159V157H193ZM236 160V159H235ZM43 161V160H42ZM52 161V160H51ZM123 161V160H122ZM134 162L136 161V160H133ZM148 161H150V160H148ZM161 161V160H160ZM178 161V160H177ZM180 161H182L181 159H180ZM234 161V160H233ZM44 162V161H43ZM140 162V161H139ZM147 162V161H146ZM151 162V161H150ZM154 162V161H153ZM221 162V161H220ZM236 162V161H235ZM238 162V161H237ZM110 163H112L111 161H110ZM120 163V162H119ZM129 163V162H128ZM127 163V164H128ZM142 163V162H141ZM156 163V162H155ZM188 163V162H187ZM229 163V162H228ZM27 164V163H26ZM117 164V163H116ZM135 164H137V162L135 163ZM149 164V163H148ZM164 164V163H163ZM183 164V163H182ZM193 164H194V162H193ZM232 164V163H231ZM53 165H55V164H53ZM73 165V163H71V166ZM112 165H113V163H112ZM129 165V164H128ZM134 165V164H133ZM145 166H146V164H144ZM85 166V165H84ZM129 166H132V165H129ZM137 166V165H136ZM139 166V165H138ZM163 166V165H162ZM196 166V165H195ZM230 166V165H229ZM244 166V165H243ZM47 167V166H46ZM119 168H117V169H120V167L121 166H118ZM124 167V166H123ZM122 167V168H123ZM140 167V166H139ZM70 168V167H69ZM78 168V167H77ZM76 168V169H77ZM135 168H137V167H135ZM152 168V167H151ZM15 169H16V167H15ZM14 169V170H15ZM40 169V168H39ZM79 169V168H78ZM93 169V168H92ZM133 169V168H132ZM134 170V169H133ZM161 170V169H160ZM236 170V169H235ZM61 171V170H60ZM123 171V170H122ZM129 171V170H128ZM146 171V170H145ZM162 171V170H161ZM12 172H14V171H12ZM16 172V171H15ZM133 172V171H132ZM149 172V171H148ZM166 172V171H165ZM164 172V173H165ZM181 172V171H180ZM262 172H263V170H262ZM81 173V172H80ZM109 173V172H108ZM110 173H112V172H110ZM128 173V172H127ZM134 173V172H133ZM150 173V172H149ZM152 174H153V172H151ZM158 173V172H157ZM163 173V174H164ZM203 173V172H202ZM229 173H231V171H229ZM94 174V173H93ZM125 174V173H124ZM151 174V175H152ZM161 174V173H160ZM160 174H158V175H160ZM166 174V173H165ZM64 175V174H63ZM172 175V174H171ZM259 175V174H258ZM57 176V175H56ZM123 176V175H122ZM144 176V175H143ZM155 176V175H154ZM163 176V175H162ZM202 176V175H201ZM207 176V175H206ZM262 176V175H261ZM63 177V176H62ZM96 177V176H95ZM108 177H109V175H108ZM93 178V177H92ZM143 178V177H142ZM149 178V177H148ZM168 178V177H167ZM70 179V178H69ZM139 179H141V178H139ZM154 179V178H153ZM153 179H151V181L153 180ZM168 179H170V178H168ZM3 180H5V183L3 182ZM98 180H99V178H98ZM115 180V179H114ZM122 180V179H121ZM133 180V179H132ZM155 180V179H154ZM163 180H165V179H163ZM162 180V181H163ZM129 181V180H128ZM149 181V180H148ZM168 181V180H167ZM170 181V180H169ZM177 181V180H176ZM130 182V181H129ZM122 183V182H121ZM148 183H150V182H148ZM161 183V182H160ZM160 183H158V184H160ZM163 183V182H162ZM165 183V182H164ZM171 183V181L169 182V184ZM132 184V183H131ZM136 184V183H135ZM139 184V183H138ZM152 184V183H151ZM46 185V184H45ZM75 185V184H74ZM78 185V184H77ZM142 185V184H141ZM154 185V184H153ZM167 185H168V183H167ZM166 185V186H167ZM199 185V184H198ZM258 185H260V184H258ZM47 186V185H46ZM97 186H98V184H97ZM96 186V187H97ZM122 186V185H121ZM125 186V185H124ZM146 186H149V184L148 185H146ZM152 186V185H151ZM156 186V185H155ZM158 186H160V185H158ZM162 186H164L163 184H162ZM173 186V185H172ZM245 186V185H244ZM50 187H51V185H50ZM55 187V186H54ZM56 187H57V185H56ZM85 187V186H84ZM87 187V186H86ZM92 187V186H91ZM133 187V186H132ZM139 187V186H138ZM144 187V186H143ZM153 187V186H152ZM161 187V186H160ZM239 187V186H238ZM243 187V186H242ZM241 187V188H242ZM251 187V186H250ZM88 188V187H87ZM98 188V187H97ZM145 188H147V187H144V189ZM149 188H151V187H149ZM156 188H157V186H156ZM162 188V187H161ZM169 188H170V186H169ZM258 188V187H257ZM59 190H60V186H59V188H58ZM62 189V188H61ZM94 189H96V188H94ZM135 189V188H134ZM133 189V190H134ZM168 188H166V191H169V190H167ZM46 190V189H45ZM45 190H44V192H43V195L46 193L45 192ZM58 190V191H59ZM63 190V189H62ZM61 190V191H62ZM99 190V189H98ZM122 190V189H121ZM124 190H125V187H124ZM139 190H142L143 191V189L141 188V189H139ZM175 190V189H174ZM57 191V190H56ZM141 191V192H142ZM161 191V190H160ZM246 191H247V189H246ZM264 191V190H263ZM41 192V191H40ZM50 192V191H49ZM116 192H117V190H116ZM136 192V191H135ZM152 192V191H151ZM150 192V193H151ZM155 192V191H154ZM163 192H164V190H163ZM38 193V192H37ZM53 193V192H52ZM56 193V192H55ZM61 193V192H60ZM168 193H170V191L168 192ZM171 193H173V192H171ZM178 193V192H177ZM176 193V194H177ZM243 193V192H242ZM40 194H42V193H40ZM47 194V193H46ZM49 194V193H48ZM57 194V193H56ZM63 194H64V192H63ZM78 194H80V193H78ZM97 194H99V192L97 193ZM110 195H111V193H109ZM152 194V193H151ZM154 194V193H153ZM28 195V194H27ZM101 195V194H100ZM133 195V194H132ZM60 196V195H59ZM58 196V197H59ZM87 196V195H86ZM130 196V195H129ZM128 196V197H129ZM165 196V195H164ZM242 196V195H241ZM245 196V195H244ZM52 197V196H51ZM95 197V196H94ZM106 197V196H105ZM117 197V196H116ZM120 197V196H119ZM139 197V196H138ZM170 197V196H169ZM178 197V196H177ZM161 198V197H160ZM166 198V197H165ZM106 199V198H105ZM111 199V198H110ZM123 199V198H122ZM163 199V198H162ZM62 200H63V197H62ZM108 201H109V198L107 199ZM127 200V199H126ZM201 200V199H200ZM263 200V199H262ZM54 201H57L56 199L54 200ZM64 201V200H63ZM77 201V200H76ZM105 201V200H104ZM115 201V200H114ZM138 201V200H137ZM244 201V200H243ZM101 202V201H100ZM116 202H118V201H116ZM165 202V201H164ZM166 202H167V200H166ZM170 201H168V203H169ZM242 202V201H241ZM120 204L122 203V202H119ZM125 203H127V202H125ZM243 203V202H242ZM38 204V203H37ZM101 204V203H100ZM110 204V203H109ZM177 204V203H176ZM196 204V203H195ZM1 205V204H0ZM59 205V204H58ZM104 205V204H103ZM33 206V205H32ZM172 206H174V205H172ZM61 207V206H60ZM109 207V206H108ZM128 207V206H127ZM100 208H102V206L100 207ZM107 208V207H106ZM111 208V207H110ZM173 208V207H172ZM112 209V208H111ZM90 210V209H89ZM91 210H93V209H91ZM103 210V209H102ZM105 210V209H104ZM120 210V209H119ZM172 210V209H171ZM195 210V209H194ZM85 211V210H84ZM87 212H89V211H87ZM94 212V211H93ZM112 212V211H111ZM119 212V211H118ZM172 212H173V210H172ZM171 212V213H172ZM48 213V212H47ZM95 213V212H94ZM221 213H223V212H221ZM262 213V212H261ZM260 213V214H261ZM104 214V213H103ZM259 214V215H260ZM92 215V214H91ZM124 215H126V214H124ZM170 215V214H169ZM89 216V215H88ZM166 216H168L167 214H166ZM226 216V215H225ZM171 217V216H170ZM173 217V216H172ZM68 218V217H67ZM89 218V217H88ZM90 218H92V217H90ZM210 218V217H209ZM216 218V217H215ZM99 219V218H98ZM166 219V218H165ZM70 220V219H69ZM96 220V219H95ZM164 220V219H163ZM191 220V219H190ZM194 220V219H193ZM97 221V220H96ZM145 221V220H144ZM146 221H148V219L146 220ZM145 221V222H146ZM212 221V220H211ZM11 222V221H10ZM125 222V221H124ZM131 222V221H130ZM139 222V221H138ZM144 222V223H145ZM163 222V221H162ZM168 222V221H167ZM170 222V221H169ZM262 222V221H261ZM36 223V222H35ZM34 223V224H35ZM105 223V222H104ZM108 223H109V221H108ZM142 223V220H141V222L140 223H138V224H141ZM263 223V222H262ZM15 224V223H14ZM33 224V225H34ZM124 224V223H123ZM161 224H163V223H161ZM217 224V223H216ZM97 225V224H96ZM95 225V226H96ZM104 225V224H103ZM115 225V224H114ZM117 225V224H116ZM168 225V224H167ZM1 226V225H0ZM37 226H39V225H37ZM92 226H93V224H92ZM95 226H93L94 228H96ZM106 226V225H105ZM136 226V224L134 225V227ZM143 226H144V224H143ZM143 226H141V227H143ZM74 227V226H73ZM99 227V226H98ZM115 227V226H114ZM128 227V226H127ZM141 227H139V228H141ZM161 227V226H160ZM166 227V226H165ZM264 227V226H263ZM11 228H13V227H11ZM46 228V227H45ZM68 228H69V226H68ZM87 228V227H86ZM107 228V227H106ZM118 228V227H117ZM117 228H116V230H117ZM144 228V227H143ZM207 228V227H206ZM57 229V228H56ZM80 229V228H79ZM100 229H102L101 227H100ZM99 229V230H100ZM105 229V228H104ZM164 229V228H163ZM252 229V228H251ZM257 229V228H256ZM77 230V229H76ZM84 230V229H83ZM97 230V229H96ZM99 230H98V232H99ZM114 230H115V228H114ZM125 230V229H124ZM262 230V229H261ZM260 230V231H261ZM31 231V230H30ZM32 231H33V229H32ZM48 231V230H47ZM72 231V230H71ZM88 231V230H87ZM118 231V230H117ZM253 231H255V230H253ZM257 231V230H256ZM34 232V231H33ZM58 232V231H57ZM66 232H67V229H66ZM69 232V231H68ZM67 232V233H68ZM76 232V231H75ZM80 232V231H79ZM78 232V233H79ZM160 232H161V230H160ZM60 233H61V231H60ZM59 233V234H60ZM87 233V232H86ZM108 233V232H107ZM107 233H106V235H107ZM248 233V232H247ZM252 233V232H251ZM48 234V233H47ZM69 234V233H68ZM161 234V233H160ZM182 233H180V235H181ZM257 234V233H256ZM34 235V234H33ZM62 235V234H61ZM83 235H84V232H83ZM95 235V234H94ZM121 235V234H120ZM183 235V234H182ZM190 235V234H189ZM199 235V234H198ZM204 235V234H203ZM248 235V234H247ZM29 236V235H28ZM76 236H77V234H76ZM80 236H81V234H80ZM87 236L88 235H86V238H87ZM91 236V235H90ZM96 236V235H95ZM98 236V235H97ZM96 236V237H97ZM102 236V235H101ZM69 237H72V236H70L69 235ZM77 237H79V236H77ZM99 237V236H98ZM127 237V236H126ZM194 237V236H193ZM192 237V238H193ZM205 237V236H204ZM242 237V236H241ZM35 238V237H34ZM73 238H75V237H73ZM101 238V237H100ZM119 238V237H118ZM179 238V237H178ZM195 238V237H194ZM222 238V237H221ZM94 239V238H93ZM120 239H121V237H120ZM124 239V238H123ZM208 239V238H207ZM30 240H31V238H30ZM29 240V241H30ZM59 240V239H58ZM63 240H64V238H63ZM91 240V239H90ZM90 240H88V241H90ZM96 240H98V239H96ZM116 240H118V239H116ZM124 240H126V239H124ZM169 240V239H168ZM195 240H197L196 238H195ZM203 240V239H202ZM221 240V239H220ZM241 240V239H240ZM244 240H245V238H244ZM252 240V239H251ZM250 240V241H251ZM10 241V240H9ZM68 241V240H67ZM66 241V242H67ZM85 241V240H84ZM110 241V240H109ZM249 241V242H250ZM21 242V241H20ZM72 242V241H71ZM82 242V241H81ZM114 242H116V241H114ZM157 242V241H156ZM156 242H155V244H156ZM173 242V241H172ZM171 242V243H172ZM78 243V242H77ZM128 243V242H127ZM186 243V242H185ZM58 244H59V242H58ZM101 244V243H100ZM199 244H200V242H199ZM255 244V243H254ZM253 244V245H254ZM3 245V244H2ZM20 245H23V244H20ZM47 246H48V244H46ZM75 245H76V243H75ZM98 245V244H97ZM102 245V244H101ZM104 245V244H103ZM162 245V244H161ZM193 245V244H192ZM211 245H213V244H211ZM226 245V244H225ZM130 246V245H129ZM135 246V245H134ZM134 246H132V247H134ZM154 246V245H153ZM167 246V245H166ZM180 246V245H179ZM228 246V245H227ZM230 246V245H229ZM66 247V246H65ZM86 247H87V245H86ZM94 247V246H93ZM141 247V246H140ZM152 247V246H151ZM197 247H199V246H197ZM213 247V246H212ZM220 247V246H219ZM232 247V246H231ZM240 247H242V246H240ZM246 247V246H245ZM248 247H249V245H248ZM61 248V247H60ZM156 248V247H155ZM190 248V247H189ZM224 248V247H223ZM234 248H235V246H234ZM131 249V248H130ZM134 249V248H133ZM165 249V248H164ZM179 249V248H178ZM246 249H247V247H246ZM255 249H256V247H255ZM194 250V249H193ZM197 250V249H196ZM205 250V249H204ZM209 250V249H208ZM213 250V249H212ZM226 250V249H225ZM235 250V249H234ZM254 250V249H253ZM23 251V250H22ZM78 251V250H77ZM148 251V250H147ZM156 251H158V250H156ZM164 251V250H163ZM166 251V250H165ZM173 251H174V248H173ZM173 251H171V252H173ZM176 251V250H175ZM88 252H89V250H88ZM150 252V251H149ZM182 252V251H181ZM207 252V251H206ZM236 252V251H235ZM256 252V251H255ZM105 253V252H104ZM131 253H132V251H131ZM138 253V252H137ZM148 253V252H147ZM199 253V252H198ZM209 253V252H208ZM149 254V253H148ZM25 255V254H24ZM80 255V254H79ZM102 255V254H101ZM109 254H107V256H108ZM114 255V254H113ZM141 255V254H140ZM157 255V254H156ZM69 256H71V255H69ZM75 256V255H74ZM81 256H83V255H81ZM104 256V255H103ZM110 256V255H109ZM133 256V255H132ZM197 256V255H196ZM233 256V255H232ZM247 256H249V255H247ZM257 256V255H256ZM255 256V257H256ZM94 257V256H93ZM145 257V256H144ZM234 257H235V254H234ZM240 257H241V254H240ZM48 258V257H47ZM84 258V257H83ZM103 258V257H102ZM101 258V259H102ZM112 258V257H111ZM128 258V257H127ZM127 258H125V259H127ZM40 259V258H39ZM82 259V258H81ZM91 259V258H90ZM140 259H142V258H140ZM221 259V258H220ZM10 260V259H9ZM109 260V259H108ZM112 260V259H111ZM117 260V259H116ZM115 260V261H116ZM149 260V259H148ZM183 260V259H182ZM93 261H95V260H93ZM221 261V260H220ZM233 261H235V260H233ZM259 261V260H258ZM80 262H81V260H80ZM105 262V261H104ZM118 262V261H117ZM179 262H180V260H179ZM199 262V261H198ZM43 263V262H42ZM106 263V262H105ZM143 263V262H142ZM208 263V262H207ZM211 263V262H210ZM230 263H231V261H230ZM235 263V262H234ZM111 264V263H110ZM116 264V263H115ZM202 264H204V263H202ZM251 264V263H250Z\"/></svg>","mask_w":264,"mask_h":264}]
</instances>
